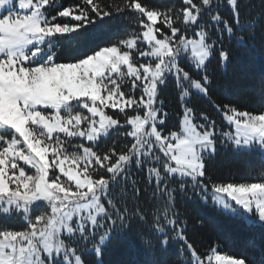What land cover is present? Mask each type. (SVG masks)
<instances>
[{
	"label": "snow or ice",
	"instance_id": "snow-or-ice-1",
	"mask_svg": "<svg viewBox=\"0 0 264 264\" xmlns=\"http://www.w3.org/2000/svg\"><path fill=\"white\" fill-rule=\"evenodd\" d=\"M226 6L228 18L225 0H0V264H88L87 255L103 264L108 242L133 222L143 226V264H168L170 242L175 264H249L218 244L198 252L176 207V193L191 191L264 238V171L225 183L206 165L217 136L264 160V108L216 103L209 67L228 61L225 36L244 44L238 33L264 26V0L255 14L251 0ZM117 22L125 30L115 40L73 54L74 42ZM169 79L182 110L171 126L157 104ZM193 91L229 130L188 106ZM133 166L145 170L143 190Z\"/></svg>",
	"mask_w": 264,
	"mask_h": 264
},
{
	"label": "trees",
	"instance_id": "trees-1",
	"mask_svg": "<svg viewBox=\"0 0 264 264\" xmlns=\"http://www.w3.org/2000/svg\"><path fill=\"white\" fill-rule=\"evenodd\" d=\"M59 2L63 6H68L77 0H59ZM148 2L167 5L173 2L179 3V0H148ZM251 3L254 5L251 12L253 14L259 12V0H251ZM54 11L50 9V12ZM220 11L225 18L229 17L226 2L225 7ZM261 25H264V21H261ZM124 30V22L115 23L111 30L94 29L88 34L86 40L73 43V54L97 45L104 47L105 42L115 40ZM248 32L249 30L245 29L243 33H238L244 35V44H238L235 38L230 42L225 36L224 47L229 50V59L226 64L221 65L216 57L209 65L213 79L210 95L216 103L234 104L242 110L258 112L264 108V26H258L255 29L254 37H249ZM158 101L163 102V111L169 114L167 125L177 124L178 115H182V110L174 79H169L166 86L160 87ZM186 103L193 107L197 114L205 111L210 118L217 121V124L223 125L222 116L207 100L194 92L190 94ZM112 138H115L114 135ZM110 142L111 138L108 143ZM217 146L215 155L206 159V165L209 174L218 178V181L244 182V177L248 173L256 175L264 171V160L258 153L237 152L232 147ZM132 173L139 181L138 186L143 190L146 183L145 170H138L133 166ZM176 207L181 213L180 219L187 223L185 234L198 252L203 254L211 245L218 244L221 253L246 257L249 264H259L264 256V238H261L259 228L253 231L242 220L225 214L211 202L207 204L199 202L192 196L191 191L189 196L183 199L178 192L176 193ZM8 223L10 226L19 227L21 221L13 215ZM138 229L143 230V226L133 222L131 228L121 235H114L105 247L103 264H143L145 253L136 235ZM253 236L256 239L255 247L248 244ZM177 248L178 245L175 242H170L164 257L168 264H175ZM85 260L88 264H95V257L92 255L85 256Z\"/></svg>",
	"mask_w": 264,
	"mask_h": 264
},
{
	"label": "rangeland",
	"instance_id": "rangeland-1",
	"mask_svg": "<svg viewBox=\"0 0 264 264\" xmlns=\"http://www.w3.org/2000/svg\"><path fill=\"white\" fill-rule=\"evenodd\" d=\"M225 2H226V0H225ZM182 66H183V64H182ZM194 92V91H193ZM195 93V92H194ZM137 95H138V93H137ZM159 102L160 101H157V104H158V106H159ZM109 111H111V110H109ZM218 125V127L222 130V131H227V130H229L228 129V126L226 125V123L223 121V125H220V124H217ZM219 140H220V137L219 136H217V143H216V149H218V146L217 145H222V146H225V147H232L233 148V146L231 145V144H228V143H224V144H221L220 142H219ZM208 202H211L212 203V201H211V199L209 198L208 199ZM213 264H214V262H213Z\"/></svg>",
	"mask_w": 264,
	"mask_h": 264
}]
</instances>
